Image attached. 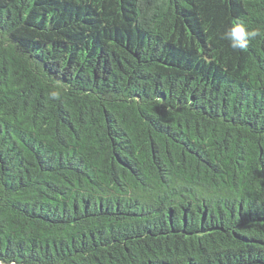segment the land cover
Instances as JSON below:
<instances>
[{"label":"trees","instance_id":"trees-1","mask_svg":"<svg viewBox=\"0 0 264 264\" xmlns=\"http://www.w3.org/2000/svg\"><path fill=\"white\" fill-rule=\"evenodd\" d=\"M0 263L264 264V0H0Z\"/></svg>","mask_w":264,"mask_h":264},{"label":"clouds","instance_id":"clouds-1","mask_svg":"<svg viewBox=\"0 0 264 264\" xmlns=\"http://www.w3.org/2000/svg\"><path fill=\"white\" fill-rule=\"evenodd\" d=\"M259 35L260 32L258 30L250 29L244 22L237 20L224 31L221 38L227 40L233 50L243 51ZM51 96L58 99L59 93L53 91Z\"/></svg>","mask_w":264,"mask_h":264},{"label":"rangeland","instance_id":"rangeland-1","mask_svg":"<svg viewBox=\"0 0 264 264\" xmlns=\"http://www.w3.org/2000/svg\"><path fill=\"white\" fill-rule=\"evenodd\" d=\"M1 264V263H0Z\"/></svg>","mask_w":264,"mask_h":264}]
</instances>
